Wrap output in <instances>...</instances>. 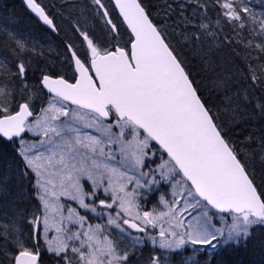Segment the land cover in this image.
Here are the masks:
<instances>
[{
  "label": "snow or ice",
  "instance_id": "snow-or-ice-1",
  "mask_svg": "<svg viewBox=\"0 0 264 264\" xmlns=\"http://www.w3.org/2000/svg\"><path fill=\"white\" fill-rule=\"evenodd\" d=\"M23 2L61 52L53 61L18 18L0 22V264H42L45 251L55 264H134L149 242L143 264H241L264 229V4L215 0L213 19L198 12L206 0H76L60 36L59 9ZM246 24L259 43L240 37Z\"/></svg>",
  "mask_w": 264,
  "mask_h": 264
},
{
  "label": "rangeland",
  "instance_id": "rangeland-1",
  "mask_svg": "<svg viewBox=\"0 0 264 264\" xmlns=\"http://www.w3.org/2000/svg\"><path fill=\"white\" fill-rule=\"evenodd\" d=\"M1 2H4L5 4H2L0 2V22H2L3 20L5 19H10L12 17H16L20 20V24L19 25H16V27H18L20 30L24 31V32H30L33 36L37 37V38H41L43 37L44 40L43 42L45 43V46L47 47L48 44H51L52 46V52L49 54V59L55 61L57 59V56L58 54L61 52V49L59 48V44L57 45V40H55L53 37L49 36L48 34H46L44 32V30H42L40 27H38L35 23L34 25H31V23L27 22L26 18L24 15H22V12L21 10H17L16 14H13V15H8L6 14V12L8 11L9 9V6L12 4L10 0H0ZM63 2V4H59V2ZM39 2L42 3V5L46 6L47 9L50 11V13H56L57 12V9L60 10V12L62 13L64 19H61L60 16L57 17V24L60 25L61 27V30L63 32H66L68 30V27H69V24L74 21L75 19H77V17L79 16V9L75 10V11H72L71 8H65V7H62V5H64L65 3L67 4H71L73 2H76V0H39ZM81 3L83 2H86V0H80ZM181 2V1H180ZM221 2H223V0H221ZM249 4L251 7H253V10L254 11H261V7H262V4H264L263 0H248ZM208 3L210 4L209 8L207 9H198L199 11H207L208 15H210L213 19L216 18V15H217V5L215 3V0H210L208 1ZM9 4V5H8ZM193 7V6H191ZM7 10H6V9ZM5 9V10H4ZM4 10V12H3ZM71 12V15L69 14ZM159 20V19H158ZM247 25H250L251 27H253L251 24H247ZM31 28V29H30ZM255 30L259 32V26L256 25L255 26ZM177 33L179 31H176ZM64 34V33H63ZM63 34L61 36H63ZM2 39V38H0ZM124 39L125 36H124ZM121 43H123V41H121ZM46 101L47 99L45 98V106H46ZM39 105V103L37 104ZM41 105L38 106L37 110L39 109ZM93 134H96V133H93ZM28 138L29 139H32V140H39V136H33V134L29 133L28 134ZM163 156V155H162ZM160 157H161V153L158 154L154 159L156 160V163H159L160 162ZM163 159H167L166 157L163 156ZM19 183V182H17ZM23 183V186H24V199L23 201L20 203V207H29L31 206V203L29 202V200L27 199V196L30 194L29 193V190L27 189V186L29 187V185L31 186V182L29 180H25ZM131 190V189H129ZM19 191V188L17 187H14L13 190H12V193L10 194L9 196V200H11L12 196L15 195V193ZM161 191H164V189H161ZM31 192V190H30ZM99 195L101 198H103V190L101 189L100 192H99ZM160 195V193H157L156 194V197H153L150 201H147L144 203V206H143V210H151L153 208V205L156 203V200L158 198V196ZM155 202V203H154ZM61 203H67V204H70L72 207H77L78 208V205L74 202V201H69L67 200V198H61ZM5 210H7V208H5ZM81 214H84V210L83 209H78ZM160 210H163V208L161 207ZM113 214L114 211H113ZM64 215L67 216V211L65 209L64 211ZM107 220V216H104L103 218H94V219H91L89 220V223H92V224H97V223H105ZM71 227V225H70ZM149 231H152L151 229H149ZM158 231V229H157ZM56 233L53 231L51 232V235H55ZM51 238V236H50ZM41 243H43V241H41ZM154 248L153 245H151V243L149 242L146 246H143V252H145L146 250L148 251H152V249ZM255 251H257V249H254ZM153 252V251H152ZM45 256H50L51 254H48L46 251L44 252ZM153 254H155L153 252ZM263 256H264V252L262 253ZM138 256H140L138 254ZM141 259H144L141 258ZM136 264H143V260L142 261H138Z\"/></svg>",
  "mask_w": 264,
  "mask_h": 264
},
{
  "label": "trees",
  "instance_id": "trees-1",
  "mask_svg": "<svg viewBox=\"0 0 264 264\" xmlns=\"http://www.w3.org/2000/svg\"><path fill=\"white\" fill-rule=\"evenodd\" d=\"M13 1H14V0H13ZM15 1H18V3H20L19 0H15ZM180 1H181V0H179V1L176 0V3H179ZM208 1H210V0H206V3L208 4V8H209L210 4L208 3ZM146 2H150V3H152V4H156V3H159L160 0H146ZM170 2H171V0H170ZM263 2H264V0H263ZM19 8H20V7H19ZM20 10H21V9H20ZM152 11L155 12L156 9L153 8ZM191 11H192V7H191V6H188V7L185 8V13H186V14L191 13ZM198 12H199V10H198ZM177 19H178V17H177V15L174 13L173 16H172V20L168 21L169 25H172V24H173V21H176ZM156 22H157V23H162L161 20H157ZM252 28H253V27H251L250 25H247V24H246V25H245V28H244L243 30L237 29V31H239V34H240V37H241V38H244V39H252L254 43H259L260 40H261V37H260V34H259L258 31L255 30V32L252 33V34L250 35ZM121 31L127 36V33L125 32V30H124L123 27H122ZM168 31H169V32H172L173 29H172L171 27H169V28H168ZM175 31H180V28H179V27H176V28H175ZM226 34H227L228 36L233 37L234 40L237 39V37H236L235 34L233 33L231 27H228V28L226 29ZM178 39H179V37H177V36H173V37H172V42H173V43H177V40H178ZM232 48H236V51H237L238 53H240L241 57L244 56V52L242 51L241 48H237L235 44H232ZM230 51H231V49H224V50H223V53H224L225 55H227ZM258 55H259L258 50H257V51H252V57H253V58H256ZM192 64L195 65V66L192 68V70H193L194 72L199 71V65L197 64V62H196V61H192ZM234 66H235V67H239V66H241V61H240V60H235V61H234ZM196 79L200 81V85H201V87H202L203 90H204V92H203L202 94H206L207 91H208V88H207V86H206V85H207L206 80H204V79L202 78V75L197 76ZM255 171H256V173H257V177H258V179H257V183H260V181H259V175H260V173H261V168H260L259 165L256 166ZM29 192H30V191H29ZM19 206H21V205H19ZM255 230H256V231L253 232V237H252L251 240H249L247 246H246V247L242 246V247L239 249L238 254H237L236 257H235L238 261L241 262V264H263V263H264V256H262V253H261V252L259 253V251L264 252V229H262V228H256ZM254 249H257L258 252L255 251ZM262 249H263V250H262ZM252 251H253V252H252ZM246 254H247V255H246ZM259 256H261V257H259ZM247 257H248L249 259H247ZM252 257H253V258H252ZM49 259H50V258H46V256H44V259H43V260H44L45 263L53 264L54 261L49 262ZM246 259H247V260H246ZM245 260H246V261H245ZM249 261H250V263H249ZM256 262H257V263H256Z\"/></svg>",
  "mask_w": 264,
  "mask_h": 264
},
{
  "label": "bare ground",
  "instance_id": "bare-ground-1",
  "mask_svg": "<svg viewBox=\"0 0 264 264\" xmlns=\"http://www.w3.org/2000/svg\"><path fill=\"white\" fill-rule=\"evenodd\" d=\"M11 1V3L10 4H12V6L10 5L9 6V9H8V11L6 12V14H8V15H13V14H16V12H17V10H20L21 9V12H22V15H24L25 16V18H26V20L28 19V21L27 22H29V23H31V25H34V23L38 26V27H40L42 30H44V32L46 33V34H48L49 36H51V37H53L55 40H57V41H59V36H57V35H55V34H49L48 33V31H47V29H45L41 24H40V22L37 20V19H35V18H33L28 12H26V10L23 8V6H22V4L21 3H18V1H16L15 3L13 2V0H10ZM62 1H64V0H62ZM179 1V0H178ZM1 2V1H0ZM59 2V1H58ZM2 4H5L4 2H1ZM59 4H63V2H59ZM9 5V4H8ZM20 7V8H19ZM6 9V8H5ZM4 9V10H5ZM4 10H3V12H4ZM7 10V9H6ZM31 29V28H30ZM29 32V31H28ZM64 32L61 30V32H60V35H62ZM59 44V42H57V45ZM24 182V181H23ZM30 203H34V201H29ZM155 203V202H154ZM256 231V230H255ZM263 250V249H262ZM253 252V251H252ZM258 252V251H257ZM263 253L262 251H259V253ZM150 254H153V252L152 251H148V250H146L145 252H143V254H142V256H138L137 258H135L134 259V264H136L138 261H142V260H144V259H141V258H146L147 256H149ZM247 255V254H246ZM44 256H45V254L43 253V256H42V264H49V263H45L44 262ZM262 256H263V254H262ZM259 257H261V256H259ZM46 258H50V256H46ZM253 258V257H252ZM247 259H249L248 257H247ZM246 259V260H247ZM245 260V261H246ZM52 260L51 259H49V262H51ZM249 263H250V261H249ZM257 263V262H256ZM53 264H55V262L53 263ZM264 264V263H263Z\"/></svg>",
  "mask_w": 264,
  "mask_h": 264
},
{
  "label": "water",
  "instance_id": "water-1",
  "mask_svg": "<svg viewBox=\"0 0 264 264\" xmlns=\"http://www.w3.org/2000/svg\"><path fill=\"white\" fill-rule=\"evenodd\" d=\"M22 2H23V0H22ZM112 2H113V4H114V0H112ZM23 4H24V2H23ZM24 6L26 7V5L24 4ZM26 9H27V7H26ZM28 10V9H27ZM117 10V12H118V14H119V10L118 9H116ZM29 12H30V10H28ZM31 13V12H30ZM32 14V13H31ZM33 16H34V14H32ZM35 17V16H34ZM37 18V17H36ZM121 18V20H122V17H120ZM38 19V18H37ZM40 22V21H39ZM41 24H42V22H40ZM43 25V24H42ZM44 26V25H43ZM46 27V26H45ZM125 27H126V29H127V26H126V24H125ZM130 30H128V32H129Z\"/></svg>",
  "mask_w": 264,
  "mask_h": 264
},
{
  "label": "flooded vegetation",
  "instance_id": "flooded-vegetation-1",
  "mask_svg": "<svg viewBox=\"0 0 264 264\" xmlns=\"http://www.w3.org/2000/svg\"><path fill=\"white\" fill-rule=\"evenodd\" d=\"M14 3L16 2L15 0L13 1ZM17 3V2H16ZM18 4V3H17ZM27 21H28V19H27Z\"/></svg>",
  "mask_w": 264,
  "mask_h": 264
}]
</instances>
